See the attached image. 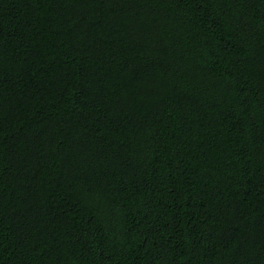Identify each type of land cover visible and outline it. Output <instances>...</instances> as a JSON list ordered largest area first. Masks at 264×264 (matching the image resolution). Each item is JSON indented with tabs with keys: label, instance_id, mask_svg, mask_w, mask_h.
Segmentation results:
<instances>
[{
	"label": "trees",
	"instance_id": "obj_1",
	"mask_svg": "<svg viewBox=\"0 0 264 264\" xmlns=\"http://www.w3.org/2000/svg\"><path fill=\"white\" fill-rule=\"evenodd\" d=\"M0 264H264V0H0Z\"/></svg>",
	"mask_w": 264,
	"mask_h": 264
}]
</instances>
